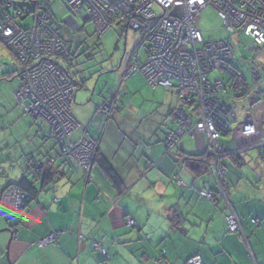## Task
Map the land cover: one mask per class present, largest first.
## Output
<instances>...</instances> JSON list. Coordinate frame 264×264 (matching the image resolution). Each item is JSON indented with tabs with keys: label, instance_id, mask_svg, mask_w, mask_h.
Returning a JSON list of instances; mask_svg holds the SVG:
<instances>
[{
	"label": "crops",
	"instance_id": "0c3cea01",
	"mask_svg": "<svg viewBox=\"0 0 264 264\" xmlns=\"http://www.w3.org/2000/svg\"><path fill=\"white\" fill-rule=\"evenodd\" d=\"M111 29L127 39L129 31L125 27ZM139 47L140 43L131 54L137 56ZM128 65L119 74L124 78V88L112 96L106 91L97 96L99 80L106 83L113 80L111 76L99 79L101 74L96 71L99 76L91 97L84 90L85 74L78 81L84 80L82 87L81 83L75 86L71 104V115L78 126L68 138L71 144L86 132L96 138L98 155L114 170L119 188L96 163L85 177L74 159L61 155L48 124L25 114L27 105L23 108V127L13 123L8 128L10 141L13 130L19 128L25 132L23 136L27 135V142L22 155L14 158L7 137L0 142V149L6 146L8 152L7 161H0V199L5 188L17 185L23 177L32 184L35 196L20 213L5 215L0 211V231L9 230L0 233V264H187L194 257L200 258L201 264H264V160L256 148H240L239 157L222 159L228 188L225 194H218V183L212 175L193 173L185 164L184 158L203 152L200 135L181 134L177 148L171 155L167 153V134L180 128L173 112L185 111L178 94L149 86V96L157 98L153 100L160 102L157 106L164 113L159 120H147L148 115L153 116L150 111L139 119L135 104L127 105L124 99L146 97L133 86L148 85L139 72L128 74ZM257 92L243 99L246 109L237 112L239 123L250 119L264 122V94L261 97ZM120 98L122 111L118 107ZM105 102L111 110L95 125L96 114ZM233 130L221 143L237 151L231 138L238 129L235 126ZM34 170H41L35 181L31 175ZM13 171L16 174L12 175ZM204 190L214 193L213 202L199 197ZM230 211L239 219L240 231L236 234L227 230L225 218ZM129 218L135 227L127 226ZM54 232L58 233L55 244L36 246L38 240ZM100 240H104L106 260L93 250V242Z\"/></svg>",
	"mask_w": 264,
	"mask_h": 264
},
{
	"label": "built area",
	"instance_id": "2783aa9c",
	"mask_svg": "<svg viewBox=\"0 0 264 264\" xmlns=\"http://www.w3.org/2000/svg\"><path fill=\"white\" fill-rule=\"evenodd\" d=\"M15 1L37 9L40 0H0V43L8 47L22 66L21 84L15 99L18 104L27 103L25 114L48 124L61 155L74 159L83 175L88 177L98 141L87 132L75 144L68 141L78 126L71 115L74 85L51 63V59L68 55L67 45L41 16L35 17L33 27H20L8 13L12 9L15 16L21 15ZM62 5L70 14L66 22L70 23L71 31L78 29L75 21L78 16L83 22H91L98 35L117 25L135 33L145 23L153 22L148 28L144 27L150 44L146 59L137 65V58L132 57L128 74L139 72L148 86L175 91L181 105L190 109L191 115L183 109L175 111L180 128L167 134L164 145L171 155L181 134L200 135L204 140L202 161L218 183V194H225L228 186L220 164L222 159L236 156L241 153L240 148L250 145L256 148L259 156H264V122L250 119L239 123L236 106V101L250 97L264 77L254 67L250 75L255 87L247 86L245 76L233 67L237 62L230 40L238 33L249 37L252 44L248 52L263 56L260 65L264 71V0H203V3L200 0H63ZM206 8H212L222 21L228 35L226 39L204 40L199 20ZM156 9L160 10V16ZM110 110L104 103L96 118L101 121ZM193 114L196 115L195 123L192 122ZM235 126L238 132L231 141L237 151L221 143ZM25 197L16 188H8L0 202L1 213H20ZM199 197L210 202L215 200L206 190L201 191ZM225 221L228 233L240 231L239 219L233 212L228 213ZM126 224L135 227L130 218ZM57 238L58 233L54 232L38 240L36 245L38 248L52 245ZM103 244L104 240H100L92 246L106 260ZM187 264H201V261L194 257Z\"/></svg>",
	"mask_w": 264,
	"mask_h": 264
},
{
	"label": "rangeland",
	"instance_id": "374dc122",
	"mask_svg": "<svg viewBox=\"0 0 264 264\" xmlns=\"http://www.w3.org/2000/svg\"><path fill=\"white\" fill-rule=\"evenodd\" d=\"M32 10V7H27V13L32 12ZM39 10L41 14H43L44 11L47 12L50 18L49 23L53 26L54 30L58 32L59 35H63V37L67 40L68 45L72 49V53L75 52L77 54V56L71 57V64L74 67L71 68L70 71L71 73H78L76 75L77 81L82 79L83 75L85 74L84 90L90 94V97L96 79L98 78L97 76H99V74H101L99 79L108 78V76H111L113 80H110L106 83H103L99 80L97 96L100 97L101 94L105 93V91L109 96H112L118 89L120 93V91L124 88V80H122L124 78H120L119 74L124 70V68H126V65H128V62L130 61V57L132 55L131 53L135 49L134 47L140 42L141 45L137 50V56L142 62L145 60L144 54L150 47V44L148 40L140 33L133 34V32L129 31L128 37L125 40L124 36L118 34V32L116 31L118 29L115 28L116 30H107L99 38L94 32L95 28L93 24L91 22L84 23L79 16L75 19L78 29H76V31L72 29L74 31L73 32L68 26L70 23L66 22V19L70 14L63 7L61 0H51L49 1V4L45 2L44 7L39 8ZM155 12L159 16L161 15L160 10L156 9ZM36 15H39V13H37ZM35 17L36 16L34 14L29 15L22 21L18 20V23L22 28L28 29L30 27H33ZM68 22L70 21L68 20ZM152 23V21L148 22L146 26H150L152 25ZM199 27L203 32L205 40H221L228 37V35L224 32L222 21L218 19L215 11L212 8H206L201 12ZM230 40L233 47L235 59L237 61V63L233 65V67L244 74L247 80V86L249 88H254L255 84L251 80L250 70L258 66V72L262 75V77H264V71L261 69L260 65L263 60V56L261 54H250L248 52V48L251 46L252 41L243 33H238L234 36H231ZM102 70H104V72H102ZM21 71L22 68L19 62L14 58V56L4 45L0 44V142L6 140L5 137H7V141L9 142L8 147H11L9 151L13 158L15 157V155L17 157H20L22 155V151L24 150L25 144L27 142V135L23 136L25 132H20V130H18L19 128L13 130L15 134L11 131L13 133V136H10V138H13L12 141L8 139V134L10 131L8 128L13 123H17V126H20L22 128L23 117L26 116L23 112V108L27 105L26 102L21 105H17L16 101L14 100V108L11 109V99H14V94L19 89L21 84L19 78V74ZM96 71L99 74H97ZM12 75H16V77L11 80L6 79L7 76ZM137 76H139V73L138 75H132L131 77L135 78ZM121 81H123V85L121 84ZM263 86L264 80L262 81V83H259L254 90H263ZM107 87L109 88L106 89ZM145 87H147L145 83L143 87L142 85L134 84L133 89L140 93V95L146 94V97H142L141 99L137 98L136 100L132 101L133 97L131 96V98L129 99V97L127 96L124 101L127 105L135 104V108L137 109V111H135L136 117H138L139 119L148 115V112L150 111L153 116L148 115L149 118H147V120H159L161 119V116H163L164 110L163 108L157 106V103L160 102H155L153 100V98L155 97H152V95L149 96V93L152 90L150 89L151 87ZM110 89L112 91H109ZM255 97L256 94L253 96V98ZM117 98H119V96ZM89 99L90 98L88 97V100ZM175 101L177 100L175 99ZM121 102L122 98L119 99L118 104L119 109H121L122 111ZM245 104L246 102H244L243 100L236 101L237 112L239 114L240 111L243 113L246 109L244 108ZM185 112L187 115H191V111L187 106L185 108ZM173 116L175 119L177 118L175 116V112H173ZM195 121L196 115L193 114L192 122L195 123ZM36 122L44 124L41 119L37 120ZM185 145L187 146V144ZM6 151V146L0 149V155H4L0 156V161H7L8 152ZM9 169V167H6L7 171ZM0 174H2L1 170ZM11 174H16V171H13ZM9 217L10 216H5L4 218Z\"/></svg>",
	"mask_w": 264,
	"mask_h": 264
},
{
	"label": "trees",
	"instance_id": "16d2710c",
	"mask_svg": "<svg viewBox=\"0 0 264 264\" xmlns=\"http://www.w3.org/2000/svg\"><path fill=\"white\" fill-rule=\"evenodd\" d=\"M49 1H51V0H40V3H39V6H38V8L37 9H35L34 8V6H32V5H30V4H26V3H24L23 5H21V3L19 2V1H15V3H14V5L16 6V7H18L20 10H21V15L20 16H15V14H14V11H12V9L11 10H9L8 11V13H10L11 15H12V17H13V19H15L16 20V23L21 27V25L18 23V20H20V21H22V20H24L25 18H27L29 15H32V14H34L35 16H41L42 18H44V19H47L48 20V24L50 25V27H51V29L58 35V37H59V39H60V41H62L64 44H66L67 45V49H68V55L67 56H65V57H61V58H59V57H57V58H54V59H51V63L54 65V67L56 68V69H58L62 74H63V76L65 77V79L67 80V81H69L70 83H72L73 85H74V90H75V86L77 85L78 86V84H80L81 83V87H82V85H83V81L84 80H82L81 82H78V81H76V79L74 78V75H77L78 73H71V71H70V69L71 68H73L74 66L71 64V57L73 56V57H75V56H77V54L74 52V53H72V49H71V47L68 45V42H67V40L63 37V35H59L58 34V32L56 31V30H54V28H53V26L49 23V15L47 14V12H43V14H41L40 13V10H39V8H41V7H44V5H45V2H47V4H49ZM62 1L63 0H61V3H62ZM32 7L33 8V10H32V12H28L27 13V7ZM37 13H39V15H36ZM84 23H86L85 21H84ZM148 23V22H147ZM147 23H145V25H143V28H141V30H139L138 32H135V34L136 33H140V34H142V36L143 37H145L146 38V36H147V32H146V28H144L145 26H146V24ZM142 26V25H141ZM147 28L149 27V26H146ZM24 29V28H23ZM80 30V29H79ZM78 30V31H79ZM129 31V30H128ZM95 32V34L100 38L102 35H98L97 33H96V31H94ZM134 33V32H133ZM145 35V36H144ZM202 35H203V32H202ZM236 35V34H235ZM203 38H204V36H203ZM204 40H205V38H204ZM205 41H210V40H205ZM0 44H2V45H4L3 43H0ZM140 45H141V42H140ZM5 46V45H4ZM6 47V46H5ZM7 49H8V47H6ZM8 51L12 54V52L8 49ZM146 52H147V50H146ZM13 55V54H12ZM14 56V55H13ZM132 57H136L137 58V56L135 55V54H133L131 57H130V61H129V64L131 63V59H132ZM14 58L16 59V57L14 56ZM145 59H146V57H145ZM17 60V59H16ZM18 61V60H17ZM145 61V60H144ZM143 61V62H144ZM19 62V61H18ZM143 62H138V59H137V65H140L141 63H143ZM20 64V63H19ZM20 66H21V64H20ZM21 68H22V66H21ZM21 73H22V71L20 72V74H19V78H20V76H21ZM16 77V75H12V76H7L6 77V79H14ZM97 80V79H96ZM257 94L259 95V96H261V97H263V94H264V89L262 90V91H258L257 92ZM264 98V97H263ZM260 101V100H259ZM106 104H108L109 105V103L108 102H105ZM103 105V104H102ZM109 107H110V109H111V106L109 105ZM104 117H106V116H104ZM102 118L101 119V121L99 120V119H95V121H94V123H95V125H97V124H100L103 120H105L106 118ZM203 153H200V154H197V155H195V156H191V157H189V158H184L185 159V164H186V166L187 167H190V169H191V171L193 172V173H199V172H204V173H207V174H209L208 173V168H207V166H206V163H204L203 161H202V158H203ZM237 157H239V156H236V158ZM260 157V159L261 160H264V156L263 157H261V156H259ZM97 164L98 166H99V168L101 169V171L104 173V175L109 179V181L114 185V186H116L117 188H119L120 186H121V183H120V180H119V178L116 176V174L114 173V170L112 169V167L107 163V161L103 158V157H101V156H99L98 155V151H97V153H96V156H95V159H94V163L93 164ZM220 164H221V166L223 167V169L225 170V172H226V169H225V167H224V165L222 164V160L220 161ZM40 172H41V170H34V171H32L31 172V175H33L34 176V181L35 180H37V178L40 176ZM224 178H225V173H224ZM225 180H226V178H225ZM227 181V180H226ZM228 183V182H227ZM10 187H14V188H16L21 194H24L26 197H25V199H24V201H23V205H24V208H25V206L27 205V203L35 196V190H34V188H33V186H32V184L30 183V181L26 178V177H23L21 180H20V182L17 184V185H10V186H8L7 188H5L4 190H3V192L1 193V197H3V195L5 194V192L8 190V188H10ZM227 188H228V186H227ZM213 195H214V193L213 192H211ZM214 197H215V195H214ZM2 199V198H1ZM1 199H0V201H1ZM23 208V209H24ZM11 214H16V213H11ZM5 215H8V214H5ZM10 215V214H9ZM37 246V245H36ZM38 247V246H37ZM105 260V259H104Z\"/></svg>",
	"mask_w": 264,
	"mask_h": 264
},
{
	"label": "water",
	"instance_id": "95a60500",
	"mask_svg": "<svg viewBox=\"0 0 264 264\" xmlns=\"http://www.w3.org/2000/svg\"><path fill=\"white\" fill-rule=\"evenodd\" d=\"M67 19H68V18H67ZM67 19H66V20H67ZM92 92H94V89H92ZM4 231L9 232V230L6 229V230H2V231H0V233H2V232H4Z\"/></svg>",
	"mask_w": 264,
	"mask_h": 264
},
{
	"label": "snow or ice",
	"instance_id": "6c2138e0",
	"mask_svg": "<svg viewBox=\"0 0 264 264\" xmlns=\"http://www.w3.org/2000/svg\"><path fill=\"white\" fill-rule=\"evenodd\" d=\"M201 3H203V0H200Z\"/></svg>",
	"mask_w": 264,
	"mask_h": 264
}]
</instances>
